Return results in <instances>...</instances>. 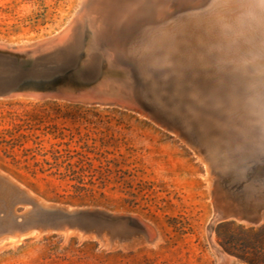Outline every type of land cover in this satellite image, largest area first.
I'll list each match as a JSON object with an SVG mask.
<instances>
[{
    "label": "rangeland",
    "instance_id": "obj_1",
    "mask_svg": "<svg viewBox=\"0 0 264 264\" xmlns=\"http://www.w3.org/2000/svg\"><path fill=\"white\" fill-rule=\"evenodd\" d=\"M93 2L0 0V45L6 48L0 49L9 51H0V93L10 91L0 94V174L31 195L18 190L8 199L0 193V264H246L222 247L219 221L212 226L214 240L208 225L218 212V189L224 197L238 196L247 214V218L223 220L236 225L220 232L233 231L238 224L258 227L264 222V174L260 176L262 167L258 166L264 155V85L254 92L234 88L222 93L215 81L211 86L217 89L212 91L207 89L211 83L203 85L200 80L204 87L199 83L194 88L204 91L196 89L193 100L202 110L194 123L185 101L169 99L173 92L164 88L169 95L163 90V74L154 55L163 44L164 28L148 26L149 32L145 28L137 37L139 46H133L137 50L128 53L131 35L153 16L152 0H138L135 9L127 6V0H119L108 14L98 13ZM171 5L167 12L176 14L177 7ZM179 11L176 15L183 13ZM144 14L146 18H141ZM103 15L105 24L97 21ZM87 20L96 25L92 33ZM171 21L167 24L175 22ZM106 23L111 40L97 43L95 28ZM64 31L68 32L66 43L38 51L34 60L16 50ZM114 35H119L124 60L109 58L117 46ZM263 54L257 49L254 56ZM225 63L215 62L224 70L234 62ZM133 69L139 88L125 76ZM54 75H62L63 88L78 89V94L94 92L97 86L122 94L81 100L49 92L40 96L47 89H18L27 79L39 85L47 79L46 83L52 82ZM7 215L11 221L4 224ZM253 216L260 223L247 221ZM69 218L73 224L64 222ZM79 220L88 225L75 224ZM53 221L57 226L51 225ZM143 222L156 228L154 238L140 229ZM9 226L14 233L24 226L29 229L20 241L12 242L5 239L14 235L8 233ZM220 249L233 256L234 262L225 260Z\"/></svg>",
    "mask_w": 264,
    "mask_h": 264
},
{
    "label": "bare ground",
    "instance_id": "obj_2",
    "mask_svg": "<svg viewBox=\"0 0 264 264\" xmlns=\"http://www.w3.org/2000/svg\"><path fill=\"white\" fill-rule=\"evenodd\" d=\"M117 1L119 0H92L93 2V8L98 13H104L108 14L111 12L117 5ZM169 1H172V5L177 7L176 14L179 10L183 11L182 14L176 15V14H170L168 13L167 9L170 7ZM91 2V1H90ZM123 2V1H122ZM138 0H127V6L135 9L136 8V3ZM143 2V1H142ZM141 2V4H142ZM145 2V1H144ZM148 2V1H147ZM169 3L170 5H166ZM119 4V3H118ZM144 4V3H143ZM87 5V4H86ZM89 5V6H92ZM171 5V6H172ZM118 7V6H117ZM152 7L154 8V13L152 18L147 22L141 24L136 28L134 33L131 35L129 39V44L130 48H128V53L131 54L134 50L136 49L139 45H136L137 42V37L139 35H142V32L144 31L145 28L148 26H155V28H164L162 37L160 36V29L159 30V36L163 39V44L159 46L158 49H155L156 54L154 55L156 57V65L158 66V70L163 74V81L161 83H165L163 86L164 88H167L168 90H171L173 92L172 97H175L180 103L185 101L186 107L190 108L191 110L189 112H192V115L189 116L195 123L196 118L199 117L198 115L200 110L195 106L194 102V93L198 90L194 88L199 85L200 80H202L201 83L203 85L206 83H211L215 81L217 85H215L214 89L219 88V91L222 89L223 91H230L234 88H237L238 90L244 92H254L257 90H260L263 85H264V54L262 56H254L255 52L257 49H260L261 52L264 53V0H152ZM89 8V7H88ZM171 8V7H170ZM87 9V7H86ZM92 9V8H91ZM94 10V9H93ZM152 10V9H151ZM92 11V10H91ZM95 11V13H96ZM122 11V10H121ZM94 12V11H93ZM180 12V11H179ZM178 12V13H179ZM113 13V12H112ZM181 13V12H180ZM84 14V13H83ZM145 15V14H144ZM141 18H146V15ZM176 15V17H174ZM95 16V15H94ZM89 17V16H88ZM95 18V17H94ZM108 18V17H107ZM159 18V19H158ZM88 19V18H87ZM170 19L174 22L173 24L169 25L167 24ZM138 20V19H137ZM88 21V20H87ZM86 21V23H87ZM97 21H107L105 18V15L97 18ZM119 21V20H118ZM143 21V20H142ZM171 21V22H172ZM76 22V21H75ZM90 22V27L91 29L89 30L90 33L93 32L94 27L96 26L94 21H88ZM111 22V21H110ZM137 22V21H135ZM139 22V20H138ZM125 22H121V24H124ZM170 23V22H168ZM75 24V23H74ZM103 24V25H104ZM124 26V25H122ZM157 26V27H156ZM172 26V27H171ZM98 28L96 30L97 32V38L98 41L97 43L101 42H106L111 40L109 35H108V26L107 23L104 26H97ZM117 27V26H116ZM171 27V28H170ZM118 28V27H117ZM152 29V27H151ZM116 30V29H115ZM118 30V29H117ZM150 30L149 27L147 28V31ZM146 31V30H145ZM149 32V31H148ZM147 32V33H148ZM158 32V31H155ZM60 33V32H59ZM67 31H64L60 35H54V37H49V38H44L37 40L35 43H33L34 46H24L20 45L16 47V50L21 51L19 54H23L25 56H29L28 58H31V60L35 59V55L38 51H43L46 50L47 48H55L61 43H66V40L64 39V36L67 35ZM144 32L143 34H145ZM146 33V34H147ZM115 34V33H113ZM145 34V35H146ZM156 34V33H155ZM154 34V35H155ZM153 35V36H154ZM95 36V35H94ZM116 37V35H114ZM119 36V35H118ZM118 36L115 38L114 41L116 42L115 44L117 45L112 53H109V58L115 56L116 60H124L125 59V52L122 51L118 47V42L120 41L118 39ZM144 36V35H143ZM148 36V35H147ZM158 36V35H157ZM158 36V37H159ZM142 37V36H140ZM149 37V36H148ZM152 37V36H151ZM128 38V37H127ZM83 39V38H82ZM121 39V38H120ZM157 39V38H156ZM160 39V40H162ZM84 40V39H83ZM140 40V38H139ZM159 40V41H160ZM86 41V40H85ZM95 41V40H94ZM144 41V40H143ZM148 41V40H146ZM155 41V39H154ZM153 41V42H154ZM158 41V40H156ZM75 42V41H74ZM84 42V41H83ZM138 43V42H137ZM140 43V42H139ZM145 43V42H144ZM150 43V42H149ZM9 44V43H8ZM24 44V43H23ZM74 44V43H73ZM114 44V45H115ZM120 44V43H119ZM147 44V43H146ZM12 45V44H11ZM16 45V44H15ZM29 45V44H28ZM97 45V44H96ZM137 46L134 47L133 46ZM1 48H4L3 45H0ZM11 47V46H10ZM9 47V48H10ZM84 47V45H83ZM86 47V46H85ZM89 47V46H88ZM101 48V46H100ZM6 49V48H4ZM11 49V48H10ZM83 49V48H82ZM99 50V49H98ZM137 50V49H136ZM105 51V49H104ZM142 51V50H141ZM107 52V51H106ZM109 52V51H108ZM137 52V51H136ZM94 53V52H93ZM74 54V53H73ZM82 54V53H81ZM105 54L106 53H102ZM133 54V53H132ZM7 55V54H6ZM86 55V54H85ZM98 55V54H97ZM5 56V55H4ZM20 56V55H19ZM79 56V55H78ZM91 56V55H90ZM103 56V55H102ZM108 56V55H107ZM132 56V55H131ZM246 56V57H245ZM3 57V56H2ZM21 57V56H20ZM39 57V56H38ZM83 57V55H82ZM104 57V56H103ZM87 58V56H86ZM25 59V58H24ZM23 60V59H22ZM90 60V59H88ZM104 60V59H103ZM132 60V58H131ZM139 60V59H138ZM26 61V59H25ZM29 61V60H28ZM83 61V60H82ZM81 61V63H82ZM227 61L234 62L231 65V68L229 70H224L220 69L218 64L221 65L224 62L227 64ZM89 62V61H88ZM86 62V63H88ZM150 62V61H149ZM217 63V65L215 64ZM241 62V63H240ZM30 63V62H29ZM79 63V59H78ZM77 63V65H78ZM85 63V62H84ZM112 63V62H111ZM147 63V62H146ZM178 63V64H177ZM180 63L182 65H180ZM202 64V65H200ZM18 65V64H17ZM135 65V64H134ZM143 65V64H142ZM221 65V66H223ZM230 65V63H229ZM27 66V65H26ZM144 66V65H143ZM199 66H203L202 69ZM233 66V67H232ZM77 67V66H76ZM218 69H220V74ZM230 67V66H228ZM223 68V67H222ZM113 69V68H112ZM175 69V70H174ZM217 69V70H215ZM36 70V69H35ZM38 70V69H37ZM68 70V69H67ZM114 70V69H113ZM201 70V71H200ZM216 71L218 74L217 76L214 74ZM19 72V71H18ZM61 72V71H60ZM64 72V71H63ZM67 72V71H66ZM65 72V73H66ZM158 72V71H157ZM159 72V74H160ZM68 73V72H67ZM213 73V74H211ZM22 74V72H21ZM153 74V73H152ZM32 75V74H31ZM73 75V74H72ZM103 75V74H102ZM212 75L216 76V78ZM29 76V75H27ZM59 76V75H58ZM56 75L52 80V83H57V85L54 88H49L46 87L45 89H49V91L45 90L40 91L39 93L40 96H46L44 93H54L58 96L62 97H67L69 95H75L78 96L81 100H85L87 98H108V97H113V96H118L121 95L122 93L119 92L118 94H113L114 92H109L107 91L104 87L105 86H97L96 91H92L91 93H81L78 94L80 90L78 89H70V90H65L63 88L62 83L57 80ZM62 76V75H61ZM125 76L131 79L133 83H135L134 86L136 88H139V82H138V77L136 75L135 70L133 71L128 70L125 73ZM219 76V77H218ZM36 77V76H34ZM64 77V76H63ZM162 77V76H161ZM198 81H197V79ZM217 77L220 79H217ZM31 79V77H28ZM33 78V77H32ZM70 78V77H69ZM211 78V79H210ZM27 79V78H26ZM29 79V80H30ZM36 79V78H34ZM39 79V77L37 78ZM45 79V78H44ZM64 79V78H63ZM196 79V80H195ZM28 80V79H27ZM26 80V81H27ZM152 80V79H151ZM162 80V78H161ZM32 81V80H31ZM45 82V80H43ZM48 81V79H47ZM46 81V82H47ZM158 81V80H157ZM195 83H194V82ZM28 82V81H27ZM39 82V81H38ZM72 82V81H71ZM117 82V81H116ZM146 82V81H145ZM196 82L198 83L196 85ZM19 83V82H18ZM24 83V82H23ZM40 83V82H39ZM38 83V84H39ZM50 83V82H48ZM111 83V81H110ZM152 83V82H151ZM200 83V85H201ZM22 84V83H21ZM34 84V81H33ZM37 84V83H36ZM35 84V85H36ZM124 84H127L126 82ZM150 84V83H149ZM157 84V83H155ZM160 84V83H159ZM205 84V85H206ZM40 85V84H39ZM201 85V86H203ZM214 86L212 83L207 85V89H212V86ZM17 86V85H16ZM116 86V85H115ZM133 86V87H134ZM155 86V85H154ZM206 86V87H207ZM211 86V87H210ZM217 86V88H216ZM204 87V86H203ZM16 88V87H15ZM111 88V87H110ZM121 88V87H120ZM149 88V87H148ZM151 88V87H150ZM155 88V87H154ZM161 88V87H160ZM5 89V88H4ZM13 89V88H12ZM19 89V88H18ZM127 89V88H126ZM200 89V88H199ZM203 89V88H202ZM206 89V88H205ZM212 89V91L214 90ZM31 90V89H29ZM114 90V88H113ZM120 90V89H119ZM149 90V89H147ZM236 90V89H235ZM8 91V89H7ZM28 91V90H26ZM34 91V89H33ZM47 91V92H46ZM50 91H55V92H50ZM122 91V90H121ZM126 91V90H125ZM129 91V90H128ZM144 91V88L141 90ZM199 91V90H198ZM201 91V89H200ZM199 91V92H200ZM204 91V90H202ZM201 91V92H202ZM209 90V92H212ZM218 91V90H216ZM218 91V92H219ZM234 91V90H233ZM237 91V90H236ZM10 92V91H8ZM123 92V91H122ZM131 92V90H130ZM133 92V91H132ZM145 92V91H144ZM166 93V89L164 90ZM170 92V91H169ZM167 91V93H169ZM206 92V91H205ZM208 92V93H209ZM239 92V91H238ZM163 93V92H162ZM164 93V95H165ZM166 93V94H167ZM217 93V92H216ZM235 93V92H234ZM135 94V93H134ZM146 94V93H145ZM154 94V93H153ZM158 94V93H157ZM200 95V93H198ZM232 94V93H231ZM253 94V93H252ZM256 94V93H255ZM127 94H125L124 97H126ZM162 95V94H161ZM169 95H171L169 93ZM213 95V94H212ZM259 96V94H257ZM154 96V95H153ZM160 96V95H158ZM197 96V94H196ZM229 96V95H227ZM233 96V95H232ZM130 97V95H129ZM128 97V98H129ZM162 97V96H161ZM170 97V96H168ZM210 97V96H209ZM224 97V96H223ZM248 97V96H247ZM115 98V97H113ZM150 98V97H149ZM207 98V97H206ZM215 98V97H214ZM237 98V97H236ZM244 98V97H243ZM110 99V98H109ZM121 99V98H120ZM147 99V98H146ZM156 99V98H155ZM203 99V98H202ZM205 104V99L202 100ZM208 99V98H207ZM212 99V98H211ZM233 99V98H232ZM123 100V98H122ZM126 100V99H124ZM160 100V99H159ZM167 100V99H166ZM173 100V99H172ZM175 100V101H177ZM183 100V101H182ZM210 100V99H209ZM249 100V99H248ZM130 101V100H129ZM165 101V100H164ZM169 101V100H168ZM200 101V100H198ZM200 101V102H201ZM212 101V100H211ZM210 101V102H211ZM234 101V99H233ZM166 102V101H165ZM164 102V103H165ZM170 102H173L170 100ZM209 102V103H210ZM227 102V101H226ZM257 102V101H256ZM135 103V102H134ZM137 103V102H136ZM161 103V102H160ZM174 103V102H173ZM176 102V104H178ZM199 103V102H198ZM197 103V104H198ZM213 103V102H211ZM127 104V103H126ZM157 104V103H156ZM166 104V103H165ZM171 104V103H170ZM184 104V103H183ZM202 104V105H203ZM138 105V104H137ZM201 105V104H200ZM201 105V106H202ZM213 105V104H212ZM237 105H239L237 103ZM179 107V105H176ZM182 107V105H180ZM198 106V105H197ZM200 106V107H201ZM211 106V105H210ZM229 106V105H228ZM176 107V110H177ZM233 107V106H232ZM255 107V106H254ZM157 108V107H156ZM197 108V109H194ZM218 108V107H217ZM235 108V107H234ZM242 108V107H241ZM168 109V107H167ZM205 109V108H204ZM216 109V108H215ZM221 109V108H220ZM227 109V108H226ZM199 110V111H198ZM225 110V108H224ZM234 110V109H233ZM241 110V109H240ZM179 109L177 110V112ZM207 111V110H206ZM205 111V112H206ZM235 111V110H234ZM225 112V111H224ZM182 113V112H181ZM226 113V112H225ZM232 113V112H231ZM245 113V112H244ZM250 113V112H249ZM260 113V112H259ZM215 114V113H214ZM228 114V113H227ZM224 115V114H223ZM222 115V116H223ZM234 115V114H233ZM246 115V114H245ZM252 115V114H251ZM255 115V114H253ZM260 115V114H259ZM195 118H194V117ZM236 116V115H234ZM241 116V115H239ZM233 117V116H231ZM243 117V116H242ZM259 117V116H258ZM214 118V117H213ZM230 118V117H229ZM263 118V117H262ZM190 119V118H189ZM188 119V120H189ZM198 119V118H197ZM258 119V118H257ZM233 120V119H232ZM253 120V119H252ZM248 121V120H247ZM256 121V120H254ZM259 121V120H258ZM212 122V121H211ZM203 123V122H202ZM206 123V122H205ZM225 123V121H224ZM198 124H200L198 122ZM210 124V123H209ZM214 125V124H213ZM257 125V124H256ZM206 126V125H205ZM224 126V125H223ZM243 126V125H242ZM241 126V127H242ZM193 127V126H192ZM199 127V126H198ZM201 127V126H200ZM218 127V125H217ZM220 127V126H219ZM182 128V127H181ZM194 128V127H193ZM192 128V129H193ZM207 128V127H206ZM243 128V127H242ZM183 129V128H182ZM204 129V126L202 130ZM217 129V128H216ZM236 129V128H235ZM248 129V128H247ZM189 130V128H188ZM218 130V129H217ZM222 130V129H221ZM241 130V129H240ZM252 131V129H251ZM204 132V130H203ZM202 133V132H201ZM223 133V132H222ZM259 133V132H258ZM204 134V133H203ZM202 134V135H203ZM228 134V133H227ZM232 134V133H231ZM244 134V133H243ZM248 134V133H247ZM255 134V133H254ZM201 135V134H200ZM199 135L200 139L201 136ZM242 136V135H241ZM230 137V135H229ZM261 137V136H260ZM202 138H205L202 136ZM211 138V137H210ZM215 138V137H214ZM237 138H240L239 136ZM256 138V137H255ZM199 139V138H198ZM202 140V139H201ZM235 140V139H234ZM237 141V140H236ZM256 141V140H255ZM202 142V141H201ZM200 142V143H201ZM241 142V140H240ZM243 142V141H242ZM209 142L204 140L203 144L207 146ZM227 144V142H226ZM232 144V143H231ZM215 145V144H214ZM236 145V144H235ZM228 146V145H227ZM232 146V145H230ZM245 146V145H244ZM252 146V145H250ZM209 147V146H208ZM246 147V146H245ZM227 148V147H226ZM256 148V147H255ZM233 149V148H232ZM238 149V148H237ZM210 150V149H209ZM227 150V149H226ZM209 153V152H208ZM231 156V155H230ZM0 182L3 183L2 186V193L1 195L10 198L12 192L20 190L21 192L27 194L28 196H31L29 192L25 191L23 188L19 187L14 181L11 179L5 178L2 174H0ZM1 185V184H0ZM220 185V184H218ZM1 188V187H0ZM223 189V188H222ZM1 191V189H0ZM222 190L218 189L217 192V197H216V202H217V207H225V201L227 198H233L232 197H224ZM220 193V195H219ZM248 196V195H247ZM2 198V197H1ZM253 198V197H252ZM252 202V201H251ZM40 204L39 202H37ZM237 203V213L241 214L243 218H247L246 211L242 208V206ZM45 205V204H43ZM214 205H216L214 203ZM261 207V206H260ZM215 208V207H214ZM14 213H16L15 210H13ZM48 212V211H44ZM215 213V212H214ZM264 214V213H263ZM72 216V215H71ZM133 216V215H132ZM213 216V214H212ZM221 216L220 212L218 211L213 219L211 224L208 225V233H210V237L212 240H214L215 237H213V224H215L217 221H219V217ZM258 216V215H257ZM253 216V217H257ZM74 217V216H73ZM79 217V216H78ZM135 217V216H134ZM142 217V216H141ZM138 217L139 220L144 221L143 218ZM72 218V217H71ZM237 218V217H236ZM258 218V217H257ZM70 219V218H69ZM77 220L76 218H74ZM83 219V218H82ZM227 219H233V218H227ZM65 220V218H64ZM72 220V219H71ZM129 220V219H128ZM11 221L9 216L7 215L6 218L2 219V223L7 224ZM87 221V220H86ZM148 221V220H147ZM21 223V222H19ZM90 223V222H89ZM151 222H143L142 227L140 228L144 230L151 238H154L157 234L156 231L151 224ZM66 225V224H65ZM13 226V225H12ZM6 227V226H5ZM2 228V227H1ZM0 228V229H1ZM5 229V228H4ZM29 229L28 226L22 227V230L20 233H14L12 229L9 226V232L8 233H14V235H9L6 236L5 239L11 240L12 242H18L22 239V237L25 234H22L24 231ZM134 229V228H133ZM3 230V229H2ZM5 232V231H4ZM68 232V231H66ZM65 233V232H64ZM4 239V240H5ZM217 243V242H216ZM216 248V247H215ZM219 249V248H218ZM221 250V249H220ZM220 255L225 258L229 263L234 262V257L231 256L230 254L226 253L225 251L221 250ZM224 260V259H223ZM226 262V261H225Z\"/></svg>",
    "mask_w": 264,
    "mask_h": 264
},
{
    "label": "trees",
    "instance_id": "obj_3",
    "mask_svg": "<svg viewBox=\"0 0 264 264\" xmlns=\"http://www.w3.org/2000/svg\"><path fill=\"white\" fill-rule=\"evenodd\" d=\"M230 225L236 223L225 221L217 226L222 247L246 264H264V222L258 227L238 224L233 231L220 232Z\"/></svg>",
    "mask_w": 264,
    "mask_h": 264
},
{
    "label": "water",
    "instance_id": "obj_4",
    "mask_svg": "<svg viewBox=\"0 0 264 264\" xmlns=\"http://www.w3.org/2000/svg\"><path fill=\"white\" fill-rule=\"evenodd\" d=\"M0 51L1 52H9V51H7V50H4V49H0ZM60 75L57 77V80L59 81L60 80ZM39 82H41V80L39 81ZM42 84H40V85H36L35 86V84H33V82H24L23 84H22V86L19 88V89H22V90H28V89H36V90H39V89H45L46 87H49V88H54L56 85H57V83H52V82H50V83H46V82H41ZM8 92H5V93H0L1 95L2 94H7ZM261 159H262V161L261 162H259V164H258V166H261L262 167V170H261V174H260V176L261 175H263L264 174V155L262 156V157H260ZM239 189L240 190H242L243 189V186L242 185H239ZM234 195V194H233ZM216 196V195H215ZM215 196H214V198H215ZM238 199H239V197L238 196H236V195H234L233 196V198H227L226 199V201H225V204H226V206L225 207H219L218 208V211L220 212V214H221V216L219 217V222L218 223H221L223 220H225V219H227V218H233V219H231V220H237V219H240L241 217H242V215L241 214H239V213H237V201H238ZM62 207V206H61ZM64 208H66V207H64ZM237 217V218H236ZM71 219H69V220H67V221H64L65 223H68V224H73L71 221H70ZM247 221H249V222H251V223H253V224H256V222H259V218H257V217H251V218H248L247 219ZM64 222L63 223H61V225H59V226H62V224H64ZM133 224H136L137 222L135 221V220H133V222H132ZM217 223V224H218ZM260 223V222H259ZM258 223V224H259ZM56 224V223H55ZM54 224V221L53 222H51V225L52 226H57V225H55ZM75 224H77V225H83V226H87L88 224L87 223H85V222H81L80 220L79 221H76V223ZM40 225H42V224H40ZM45 225V224H44ZM45 227V226H44ZM44 229V228H43ZM51 229H55V230H59V229H57V228H51ZM51 229H49V230H51ZM43 231H47V230H43Z\"/></svg>",
    "mask_w": 264,
    "mask_h": 264
}]
</instances>
